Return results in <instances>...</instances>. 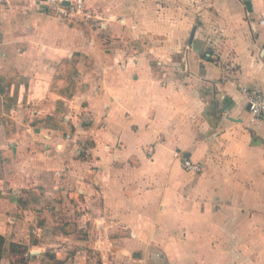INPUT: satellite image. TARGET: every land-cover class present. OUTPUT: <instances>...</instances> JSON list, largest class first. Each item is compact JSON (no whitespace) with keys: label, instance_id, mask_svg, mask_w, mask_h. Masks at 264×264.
Instances as JSON below:
<instances>
[{"label":"crops","instance_id":"crops-1","mask_svg":"<svg viewBox=\"0 0 264 264\" xmlns=\"http://www.w3.org/2000/svg\"><path fill=\"white\" fill-rule=\"evenodd\" d=\"M83 1L0 4V264H264V0Z\"/></svg>","mask_w":264,"mask_h":264},{"label":"built area","instance_id":"built-area-1","mask_svg":"<svg viewBox=\"0 0 264 264\" xmlns=\"http://www.w3.org/2000/svg\"><path fill=\"white\" fill-rule=\"evenodd\" d=\"M32 2H41L46 6L53 8L55 13L64 19H73L76 21H81L86 17V6L83 0H72L68 4H65L64 0H29ZM11 0H0V4L8 5ZM248 111L251 116V121L256 122L264 119V93L257 89H248L245 91ZM151 154V151H149ZM182 168L185 171L200 172L201 165L195 163L190 159L181 160Z\"/></svg>","mask_w":264,"mask_h":264},{"label":"trees","instance_id":"trees-1","mask_svg":"<svg viewBox=\"0 0 264 264\" xmlns=\"http://www.w3.org/2000/svg\"><path fill=\"white\" fill-rule=\"evenodd\" d=\"M2 245H3V238L0 237V258L2 257ZM11 252L13 256L17 257V263L16 264H25V251L21 248V246L11 245ZM13 264V263H10Z\"/></svg>","mask_w":264,"mask_h":264},{"label":"water","instance_id":"water-1","mask_svg":"<svg viewBox=\"0 0 264 264\" xmlns=\"http://www.w3.org/2000/svg\"><path fill=\"white\" fill-rule=\"evenodd\" d=\"M65 4L67 5L68 4V1H65ZM195 29L196 27H193L192 31H191V34H190V41L193 39L194 37V32H195Z\"/></svg>","mask_w":264,"mask_h":264}]
</instances>
